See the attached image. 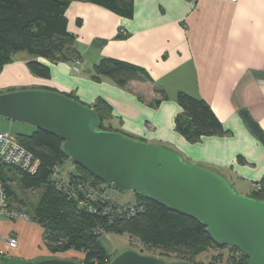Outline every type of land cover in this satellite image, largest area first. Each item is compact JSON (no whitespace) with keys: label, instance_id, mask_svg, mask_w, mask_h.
Wrapping results in <instances>:
<instances>
[{"label":"crops","instance_id":"crops-1","mask_svg":"<svg viewBox=\"0 0 264 264\" xmlns=\"http://www.w3.org/2000/svg\"><path fill=\"white\" fill-rule=\"evenodd\" d=\"M66 16L80 63L17 52L0 70V90L39 86L92 107L104 100L106 127L176 150L251 195L264 177V142L244 114L264 131V0H134L130 18L91 0H69ZM104 57L144 67L153 81L120 86L108 76L96 78L94 65ZM31 59L49 64L51 76L33 74L27 65ZM156 88L167 94L157 104ZM180 92L205 100L226 131L197 141L178 133L175 119L185 115ZM10 236L19 245L0 264L53 256L43 226L30 218H2L1 249L8 248ZM62 254L80 261L85 256L75 250Z\"/></svg>","mask_w":264,"mask_h":264},{"label":"trees","instance_id":"trees-1","mask_svg":"<svg viewBox=\"0 0 264 264\" xmlns=\"http://www.w3.org/2000/svg\"><path fill=\"white\" fill-rule=\"evenodd\" d=\"M91 1L124 17L133 16L134 0ZM68 6L69 0H0V70L20 51L46 59L80 60L75 46V35L68 29ZM78 22L81 24V20ZM27 65L38 77L51 76V66L47 63L31 59ZM94 71L96 78L108 76L120 86L133 80L153 81L144 67L111 57H104L97 62ZM156 90L161 94L155 101L157 104L167 94L160 88ZM67 95L71 97L70 94ZM178 103L185 115L176 117L175 129L189 141L226 131L205 100L180 92ZM94 108L99 114L101 127L110 129L106 127L104 118L108 104L99 99ZM244 117L255 135L264 142L262 128L247 114ZM16 135L21 144L40 160V166L35 173H31L18 166L4 164L0 160V180L9 193L11 203L15 197L20 198L9 184L11 178L8 173L15 180L18 177L24 189L40 191L29 218L43 226L44 241L49 249L83 252L85 256L80 261L83 264H109L112 259L101 245L99 235L103 232L128 233L130 236H137L149 246L188 254L198 255L210 248H228L232 251V257L237 258L233 252L240 253L248 261L247 256L238 248L214 242L205 226L196 219L171 210L139 193H136L135 202L122 205L109 198L103 201L87 199L89 191L100 190V187L109 185L75 162L74 170L68 171V181L65 180L64 164L70 159L63 152V142L57 135L37 128L30 133ZM58 166L61 167L60 178H53V170ZM62 181L69 187L62 188ZM250 196L264 199V177ZM162 258L167 261L194 263L195 257L181 260ZM215 261L213 259L210 264H217ZM247 261L240 264H246Z\"/></svg>","mask_w":264,"mask_h":264},{"label":"water","instance_id":"water-1","mask_svg":"<svg viewBox=\"0 0 264 264\" xmlns=\"http://www.w3.org/2000/svg\"><path fill=\"white\" fill-rule=\"evenodd\" d=\"M0 117L57 135L77 165L121 191H134L205 226L212 240L264 264V199L239 193L217 171L164 145L104 129L94 107L65 93L24 88L0 93ZM15 264H83L46 257ZM109 264H194L122 250Z\"/></svg>","mask_w":264,"mask_h":264},{"label":"rangeland","instance_id":"rangeland-1","mask_svg":"<svg viewBox=\"0 0 264 264\" xmlns=\"http://www.w3.org/2000/svg\"><path fill=\"white\" fill-rule=\"evenodd\" d=\"M25 54H29L31 56V54L28 52H26ZM78 66L80 67V65H78ZM88 67H89V65H88ZM24 88L26 89V88H41V87H39V86L11 87V88H7L5 90H0V93L12 91V90L24 89ZM0 121L10 122L12 124L10 127H6V128H2V126L0 125V131H6L7 130L8 132H11L14 134H20V133H30L34 130L33 126L26 124V123H21V122H17V121H10L7 119H3L2 117H0ZM187 161H189V160H187ZM69 165L75 166V164L72 160H67L64 164L63 172H65V173L63 176H64V179L67 181L69 179V175H68V171L70 170L68 168ZM8 174H9L8 176L11 178L9 180V184L11 186H13V191L15 192L17 197L20 198V199H16V197H15V199L12 200L11 204L16 209L24 212L29 218L31 213H32V208L38 200V197L40 195V191L36 190V189H32V190L24 189L22 187L18 177L15 180V178L13 177V175H11V173H8ZM100 188H101L100 189L101 194L105 193L106 196H108V198L112 202H115V203H118L121 205L126 204V203H133L136 201V198H137L136 193L134 191H130V190L129 191H121V190H118V189H116L110 185L107 187L104 186V187H100ZM102 189L104 190V192ZM236 190L239 191L237 188H236ZM90 192L91 191H89L88 193H90ZM88 193H87V196L91 194V193L90 194H88ZM239 193H241V192L239 191ZM99 241L111 259H113L116 255H118L122 250L133 249V250H136L142 254H149V255L165 257L166 259H169V260H181V259H189V258L195 257L193 259V261L196 264H210L213 259L216 260L215 262L217 264H240V263L247 261L244 257L241 256L240 253L233 252L234 254L237 255V258L232 257L231 256L232 251L228 248H223V249L210 248L207 251L202 252L198 255H196L194 253L188 254L185 252L176 251L174 249H163V248H157V247L149 246V245L143 243L137 236H135V235L130 236L128 233L117 234V233H111V232H103L101 235H99ZM50 251L52 252L51 255H53L50 257L71 259V260L80 262V259H78L77 257H71V256L63 255L62 253H64V251H62V250L54 251L51 249ZM220 253H222V254L220 255ZM23 261H29V260H23ZM15 262L13 264H15Z\"/></svg>","mask_w":264,"mask_h":264},{"label":"built area","instance_id":"built-area-1","mask_svg":"<svg viewBox=\"0 0 264 264\" xmlns=\"http://www.w3.org/2000/svg\"><path fill=\"white\" fill-rule=\"evenodd\" d=\"M231 2H237L238 0H228ZM76 63H80L76 60ZM0 160L2 163L12 166H18L23 170H27L31 173H35L39 166L40 160L33 155L25 146L21 144L16 134L11 132H0ZM61 167L58 166L53 170V178H60ZM60 182L62 188L69 187L68 184ZM72 191L74 192V188ZM71 191V192H72ZM72 192V193H73ZM91 193V194H90ZM87 199L93 201L106 200L108 196L105 193L101 194L100 190H91ZM2 218H28V216L21 210L16 209L10 202L9 193L5 188L3 182L0 180V220ZM19 245V239L16 236H10L7 239V249L0 248V261L8 255V252L17 248Z\"/></svg>","mask_w":264,"mask_h":264}]
</instances>
